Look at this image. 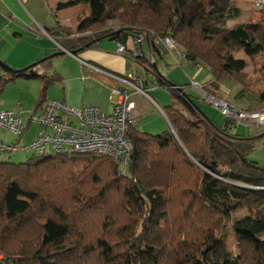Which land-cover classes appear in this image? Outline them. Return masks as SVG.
<instances>
[{
  "label": "trees",
  "instance_id": "1",
  "mask_svg": "<svg viewBox=\"0 0 264 264\" xmlns=\"http://www.w3.org/2000/svg\"><path fill=\"white\" fill-rule=\"evenodd\" d=\"M83 1L90 14L79 15L75 29L57 21L49 34L77 55L105 38L126 44L142 35L151 55L129 50L127 56L155 77L151 84L171 92L174 99L163 110L172 129L151 134L132 127V157L124 167L96 153L0 159V264H264V161L254 156L264 132L240 134L236 121L220 125L207 117L191 94L160 72L158 59L169 51L156 44L172 35L179 51L214 80L231 75L246 87L244 61L234 53L264 51V12L260 22L228 26L241 14L231 0H193L191 18L181 0H65L57 9ZM52 59L22 72L0 65V96L18 77L39 78L36 106H42L59 78L38 70H51ZM263 107L264 92L247 110ZM241 210L247 213L234 218ZM230 223L236 255L224 239Z\"/></svg>",
  "mask_w": 264,
  "mask_h": 264
},
{
  "label": "crops",
  "instance_id": "2",
  "mask_svg": "<svg viewBox=\"0 0 264 264\" xmlns=\"http://www.w3.org/2000/svg\"><path fill=\"white\" fill-rule=\"evenodd\" d=\"M60 1L65 0H0V60L13 69H21L39 60L51 57L54 53L61 52L59 43L49 34L48 29H54L57 21L64 26L76 27L78 23L77 16L82 11V4L88 5L87 11H90V6L88 2L83 1L68 8L57 9ZM42 29L46 31V34ZM119 44L121 43L116 40L105 38L95 47L84 49L79 55L64 57L66 59L63 60L67 64L59 69H55L56 64L54 60L57 59H54L55 56L52 57L53 64L51 70L48 71L44 68L43 70H38L43 74L45 72H48V75L55 74L54 76L59 78L47 89L45 93L46 100L59 99L75 107L95 105L107 113H112L114 103L110 100L111 89L129 88L133 93L132 98L138 105L136 116L139 128L144 129L148 126V128H156L158 130L166 129V121L169 124L168 127H171L172 125L161 106V104L170 102V96L159 90L156 86L154 88L149 77L147 80L140 77L138 68H135L133 64L131 72L134 73L135 80L131 79L130 60L117 52ZM139 45L140 47L136 51L135 38L129 39L125 44L128 50H132L130 51L131 54L144 52L148 56L151 55L150 48L152 49V47L147 41H143ZM66 53L64 54L67 55ZM177 53L179 52L177 51ZM234 58L244 61L242 58ZM261 68L259 69L257 65L255 70H260L259 72H261ZM244 71L246 72V69ZM187 74L190 77V86L188 88L193 87L194 92H190L188 89L186 92L193 96L192 99L196 101L198 107H200L197 97L199 94L201 97L205 94L222 97L242 109H248L259 103L260 93L253 92L249 88L250 84L243 87L242 83L231 75L221 81H216L205 67L193 61ZM18 79H20L18 83V97L27 103L32 102L28 101L26 97L36 99L34 110L41 111L46 102L40 107L36 105L43 87L42 81L39 78L18 77L15 82ZM126 80L136 84L148 81V83L146 82L148 97L140 92L133 91ZM250 81L248 80V83ZM193 82L205 83L204 87L205 85L206 87L203 90L197 89ZM157 99L161 100V104H159ZM11 105L12 102L9 101L3 105L1 110H13L12 107H6ZM20 106H22V109ZM159 106L162 110L158 108ZM18 108L23 111V103H19ZM201 109L207 117L217 124H224L227 119L215 106L214 109ZM162 115L166 118V121ZM24 123L27 127L29 126L28 129L32 125L31 123L29 124V119L24 121ZM251 124L252 121L238 123L235 126L236 130L235 128L234 130L240 134L254 135H261L264 132V129L257 130ZM244 130H247V132H244ZM41 132L42 128L39 134ZM24 133L15 142H7L5 134H2V139L7 143L21 144ZM39 134L37 133L33 139ZM262 141L254 153V156L258 159H264V139ZM23 144L25 143L23 142Z\"/></svg>",
  "mask_w": 264,
  "mask_h": 264
},
{
  "label": "built area",
  "instance_id": "3",
  "mask_svg": "<svg viewBox=\"0 0 264 264\" xmlns=\"http://www.w3.org/2000/svg\"><path fill=\"white\" fill-rule=\"evenodd\" d=\"M251 1L255 9L264 11V0ZM43 31L46 34V31ZM143 41L142 35L135 38L136 44H142ZM156 42L157 47H163L169 52L177 50L182 57H185V54L179 51L178 44L172 35L157 38ZM60 47L66 51L61 45ZM117 52L125 56L129 53L127 47L122 43L119 44ZM130 59L134 61L133 57ZM129 68L131 72L133 70L132 63ZM130 77L135 80L133 72L130 73ZM126 82L133 91L148 97V92L142 84L132 83L129 80ZM193 84L198 89H204L198 82H193ZM130 90L129 88L111 89L110 100L114 103L112 113H107L95 105L75 107L59 99L47 101L40 112H29V122L38 124L42 128V132L29 145L7 143L2 139L4 132L21 136L25 129V123L16 111L0 109V155L3 152H16L21 149L44 154L49 148H52L56 153L106 155L121 165H128L132 157L130 129L139 126L136 116L138 105L132 98L133 93ZM203 98L214 105L226 118L236 121L237 124L252 121L251 125L255 129H264V107L261 110H247L215 95L205 94ZM20 108L22 109V106Z\"/></svg>",
  "mask_w": 264,
  "mask_h": 264
},
{
  "label": "rangeland",
  "instance_id": "4",
  "mask_svg": "<svg viewBox=\"0 0 264 264\" xmlns=\"http://www.w3.org/2000/svg\"><path fill=\"white\" fill-rule=\"evenodd\" d=\"M182 1V7H183V11L186 14V17L191 18L193 16V14L195 13V2L193 0H181ZM231 2L238 7L241 10V14L240 16L236 19V20H230L228 21V26H233L234 24H238V23H245L247 21H251L254 23L260 22V20L262 19V15L263 12H261L259 9H255L252 6V1L251 0H231ZM82 11H80L78 14L79 15H88L90 14V11H87V7L88 5L82 4ZM78 15V16H79ZM77 16V17H78ZM111 25L115 26L116 23L112 22L110 23ZM71 27V26H69ZM73 28V27H72ZM76 27H74L73 29H75ZM262 53V54H260ZM61 54L58 56H55L54 60L55 64H56V68L55 69H59L61 67H63L64 65L67 64L66 61H64L63 59H66L64 57L66 56H71L74 57L72 54ZM187 56L185 55V57H181L180 53H177V50L171 51L167 54H165L164 58L161 59L158 56V60L159 62V70L163 75H166L167 77L171 78L172 80H174V82L179 85L182 86L184 84H190V77L188 76L187 72L189 71V67L192 66V61L188 60L186 58ZM234 57L237 58H242L244 59V64L243 66H241L242 69L241 72L247 75V82L248 80L250 81V77H251V81L250 83H248L247 85L250 84L249 88L255 92V93H261L262 91L264 92V67L261 68L262 66H264V53L263 50L260 52H255L254 55H250L247 50H240L236 53H234ZM256 60V61H255ZM236 61L233 60L232 61V68L231 69H235L236 66ZM182 63V64H181ZM257 65L259 66V69L261 68V72H259L260 70H255V68L257 67ZM133 66H135V68H138V72H139V76L142 78H145L146 80L149 77L150 81H154V76L152 74H147L146 69L139 64L138 62H134ZM255 66V67H254ZM244 69H246V72L244 71ZM6 74V72H5ZM252 74V76H250ZM19 80L18 79L16 82L15 81H10L9 83H7V85L5 86V89L3 91V93L0 96V109L3 107V105L7 102H12L11 106H6V107H12L13 110H15L17 112L18 115H20L24 121H27L28 117H29V112L35 109V101L36 99H30L29 97H26V99L29 101H31L32 103H27L24 102L23 99L19 98V94H18V88H19ZM202 84L203 88L204 84ZM155 88V85H153ZM157 87V86H156ZM159 90L165 92L166 94H168L171 98L170 102L168 103H164L161 104V100H158L159 104H161V106L163 107V109H165L168 105H170L172 103V100L174 99V97L172 98L171 92L169 91L168 88L165 87H157ZM187 89L190 92H194L193 91V87H187ZM198 97V104L201 108L205 109H214V105L210 104L209 102L205 101L203 99V97H201V95L199 94ZM19 103H23L24 105V110L21 111L18 108V104ZM199 107V108H200ZM159 109L162 110L161 107H158ZM200 108V109H201ZM20 110V111H19ZM187 113H189V111L186 109ZM208 112V110H206ZM201 112H203L205 114V112L201 109ZM216 112V111H215ZM206 115V114H205ZM162 117L165 119L166 118L162 115ZM144 124V122H143ZM148 124V123H147ZM166 124V129H162V130H158L156 128H148V126L144 129H142L143 131H147L151 134H158L161 132H164L165 130H167L168 128L172 129V127H168V122H165ZM221 125V124H220ZM41 130V126H39L38 124H32L30 126V128L28 130H26V132L24 133V136L22 138V143L23 142L26 145H29L32 140L33 137H35V135ZM236 130V128H235ZM244 132H247V130H244ZM3 134H5V140L7 142H15L19 137L22 136H18L16 134L13 133H8V132H4ZM48 153H53L54 150L52 148H49ZM34 151H26L25 149H21L20 151H16V152H12V151H7V152H3L0 155V159L1 160H6L7 158L12 159L11 161L13 162H24L27 160L28 157L33 156ZM261 160L264 161L263 158H260ZM121 167H124L123 165H121ZM247 213L246 210H241L237 213H235L234 218L235 217H242ZM262 238H264V233L262 235ZM224 239L226 241L228 250L231 251L233 254H238L239 251L236 247V234L235 231L233 230L232 227V223L229 224V226L227 227V229L224 232Z\"/></svg>",
  "mask_w": 264,
  "mask_h": 264
},
{
  "label": "water",
  "instance_id": "5",
  "mask_svg": "<svg viewBox=\"0 0 264 264\" xmlns=\"http://www.w3.org/2000/svg\"><path fill=\"white\" fill-rule=\"evenodd\" d=\"M89 47L90 46L87 45L85 47H82V49H86V48H89ZM66 52L67 51L57 52V53H54L53 55H51V57H54V56H57V55H60V54H64ZM156 52H158V51L156 50ZM69 53L72 54V55H77L79 53V50L69 51ZM190 58L192 60H195V56H190ZM35 64L36 63H33V64H31V65H29L27 67L21 68V69H13V68L9 67L5 62H3V61L0 60V65L1 66L5 67L8 70L14 71V72H22V71L28 70V69L34 67ZM178 87H179L178 89H181L186 94V91L181 86H178Z\"/></svg>",
  "mask_w": 264,
  "mask_h": 264
},
{
  "label": "clouds",
  "instance_id": "6",
  "mask_svg": "<svg viewBox=\"0 0 264 264\" xmlns=\"http://www.w3.org/2000/svg\"><path fill=\"white\" fill-rule=\"evenodd\" d=\"M261 12H264V11H261ZM124 45H125V44H124ZM137 45H139V44H137ZM59 46H60V44H59ZM127 49H128V48H127ZM63 51H65V50H63ZM66 51H67V50H66ZM128 51H129V50H128ZM67 53H69V51H67ZM130 54H131V53H130ZM131 55H133V53H132ZM123 56H125V55H123ZM126 57L129 58L127 55H126ZM129 60H130L129 65H130L131 63L133 64V63L135 62V61H133V60L130 59V58H129ZM178 86H179V85H178ZM178 86H177V88H179ZM182 88H183V87H182ZM197 89H198V88H197ZM159 107H160V106H159Z\"/></svg>",
  "mask_w": 264,
  "mask_h": 264
}]
</instances>
